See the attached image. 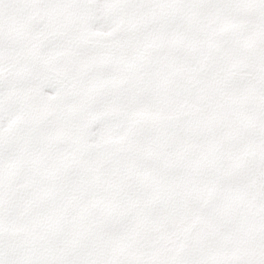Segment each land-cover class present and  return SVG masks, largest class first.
Masks as SVG:
<instances>
[{
	"label": "snow or ice",
	"instance_id": "1",
	"mask_svg": "<svg viewBox=\"0 0 264 264\" xmlns=\"http://www.w3.org/2000/svg\"><path fill=\"white\" fill-rule=\"evenodd\" d=\"M0 264H264V0H0Z\"/></svg>",
	"mask_w": 264,
	"mask_h": 264
}]
</instances>
